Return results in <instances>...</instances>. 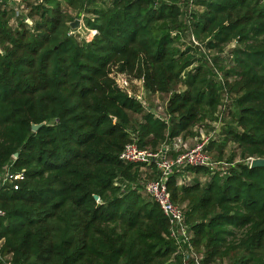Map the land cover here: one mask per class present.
Returning <instances> with one entry per match:
<instances>
[{
    "label": "trees",
    "instance_id": "16d2710c",
    "mask_svg": "<svg viewBox=\"0 0 264 264\" xmlns=\"http://www.w3.org/2000/svg\"><path fill=\"white\" fill-rule=\"evenodd\" d=\"M22 1L15 25L0 8V176L22 174L0 186V264H181L144 189L158 171L144 178L119 153L134 139L155 151L192 136L223 105L222 138L206 151L222 160L234 144L228 167L176 169L168 192L202 264H264V167H249L264 157V0ZM63 3L92 14L91 39L69 33ZM119 75L168 93L164 117Z\"/></svg>",
    "mask_w": 264,
    "mask_h": 264
},
{
    "label": "built area",
    "instance_id": "2783aa9c",
    "mask_svg": "<svg viewBox=\"0 0 264 264\" xmlns=\"http://www.w3.org/2000/svg\"><path fill=\"white\" fill-rule=\"evenodd\" d=\"M4 1L6 0H0V3H2V6H0L1 9H9V6L15 9L11 4L12 0H7L6 4ZM24 5L25 4L21 6V11H25L24 14H26L27 8ZM190 8L192 10H202L201 7H197L191 2ZM21 11L19 13L15 11V15L18 16L22 13ZM28 19L27 17L25 18L26 21ZM92 31L96 32L95 30ZM189 39L194 44H197V41L192 35L189 36ZM220 108L221 110L217 111L215 114L216 123L221 122L224 105ZM134 140L124 145L119 153V158L125 162L141 163L144 165L143 168L154 167L158 171L157 178L150 179L145 183V192L158 204L167 218L169 224V237H171L176 244L175 253L182 255L181 264H202L200 262L201 255H194L195 249L190 242L191 234L184 223L182 206L174 203L170 198L167 180L176 169L185 166H206L209 167L212 172L218 170L220 162L213 160L211 155L206 151V145L210 137L201 136L192 147L186 149H179L178 142H173L171 145L167 144L155 151L140 148ZM8 179L10 182L22 179V174H12L7 171L3 172L0 176V186ZM14 187L16 188L17 186L14 185ZM2 215H4V211L0 209V216Z\"/></svg>",
    "mask_w": 264,
    "mask_h": 264
},
{
    "label": "rangeland",
    "instance_id": "374dc122",
    "mask_svg": "<svg viewBox=\"0 0 264 264\" xmlns=\"http://www.w3.org/2000/svg\"><path fill=\"white\" fill-rule=\"evenodd\" d=\"M102 1H99L97 3V5H103ZM104 1L107 2V0H104ZM20 2H21V4H20ZM22 2H24V1L21 0V1H18L17 4L14 3L13 5H14L15 9L12 8L11 6H9V7L13 11H18V13H19L21 11V6L23 4H25V2L24 3H22ZM36 2H37V0H33V3L34 4ZM61 6H62V9L65 10V12L70 15L71 20L70 21L68 20V22H67L68 24L71 21H73V19H78L80 21V24H79V26L77 28H74L73 29V28L70 27L69 33L72 34L76 38V40H78V41H80L82 39H85V40L91 39L92 36L95 34V32H93L91 29H89V28H87L85 26V24H84V17L85 16H92V14L89 13V12H86L84 10H80L79 11L78 9H74V8H71V7H67L64 3L61 4ZM24 12L25 11H23L22 13H20L18 16H16L15 14H14V16L12 15L11 18H10V24L12 23L13 25H15L17 19H19L18 17L23 16L24 15ZM10 13H12L11 10H10ZM35 18H37V17H35ZM183 43H184V45L186 44L185 42H183ZM234 45L235 44H233V43H230L229 45H227L226 46V51H228ZM118 81H119V83H120L121 86H126L127 89L129 91L132 90L134 92V94H136V96L139 95L140 96V99L144 102V107L146 109L149 107V109H152L154 113H156L159 116L164 117V105H165V103L167 101V98L169 96L168 93L167 94H162V93H147L142 88V84H141V81L140 80H138V79H128V77H125L123 75H119L118 76ZM178 88H181V87L178 86ZM223 100L226 102L227 96L224 95L223 96ZM133 118L136 119V120H138L140 118V115L133 114ZM216 122L217 121L215 119V121L210 122L211 124L209 126H207V124L205 126H202L201 124H197V125L193 126L192 129H191V131L193 132L194 135H192V136H195V137L197 136L198 139L202 136V137H210V139L211 138H216V140H221L222 135L221 134L220 135H216V131L215 130L216 129L218 130L220 128V126H221V128H220L221 130L220 129L219 130L222 132V125L223 124L220 125V123H216ZM193 141L195 142V139ZM194 142H193V144H194ZM188 145L189 144H186L185 147H184V149L189 148V146H192L191 144L189 146ZM233 150H236V146L234 144H232V143H228V145L224 148V156H223V159L222 160H216V153L217 152H216V149L215 148H213L211 150V153L210 154H211L213 160L220 162L219 165H218V171L224 172L226 170V168L228 167V164H227V162L225 160H226V158H228L231 155V153L233 152ZM141 169H142V171L145 170L146 173L145 174L142 173V175H143L144 178H147L148 175H150L151 171H148V168H141ZM202 177L203 176H201V178ZM149 178H151V177H149ZM149 178L147 180H144L143 179L144 184H145V182H147L149 180ZM198 178H199V181H201V183H203L205 181V179H203V178L202 179L200 177H198ZM193 179H194V177H193ZM192 180L190 178V180H188V181H192ZM194 252H195L194 255L195 256H198V253L199 254H202V249L197 248V250L194 251ZM215 264H230V262H229V259L226 258L222 262L221 261H216Z\"/></svg>",
    "mask_w": 264,
    "mask_h": 264
},
{
    "label": "water",
    "instance_id": "95a60500",
    "mask_svg": "<svg viewBox=\"0 0 264 264\" xmlns=\"http://www.w3.org/2000/svg\"><path fill=\"white\" fill-rule=\"evenodd\" d=\"M26 22L30 24L31 20L28 19ZM79 24H80V21L78 19H73V21H71L69 23V26L74 29V28H77L79 26ZM128 94L131 98H135V94L132 93L131 91H128ZM44 124H45L44 121H42L40 123H31V130L36 131L40 126H42ZM14 156L16 157L17 153H14ZM249 167H251V168L264 167V157H251L249 159ZM93 197L95 200L99 199L98 195L94 194Z\"/></svg>",
    "mask_w": 264,
    "mask_h": 264
},
{
    "label": "crops",
    "instance_id": "0c3cea01",
    "mask_svg": "<svg viewBox=\"0 0 264 264\" xmlns=\"http://www.w3.org/2000/svg\"><path fill=\"white\" fill-rule=\"evenodd\" d=\"M17 0H12L11 1V4L13 5L14 3H16L17 4ZM0 6H2V3H0ZM14 6V5H13ZM141 81V80H140ZM141 84H142V82H141ZM142 88L144 89V87H143V85H142ZM145 90V89H144ZM147 93H150V92H148L147 90H145ZM136 95V94H135ZM136 97H138L137 99H139L142 103H143V105H144V102L140 99V96L139 95H137ZM148 109H149V107H148ZM152 112H153V110L152 109H150ZM165 115V114H164ZM216 131H218L217 129H216ZM195 139V142L193 141ZM197 136L195 137V136H185V137H181V136H178V137H175L170 143H169V145H171L173 142H178V145H179V149H184V147H185V145L186 144H193V142H194V144L196 143V141H197ZM186 143V144H185ZM193 144V145H194ZM188 145V146H189ZM192 145V146H193ZM192 146H189V147H192ZM193 175L192 174H188L185 178H186V180H190V178H191V180L193 179ZM200 178H201V176H200ZM203 179H206V177H202ZM201 178V179H202ZM179 182H182V178H180V180H179Z\"/></svg>",
    "mask_w": 264,
    "mask_h": 264
}]
</instances>
